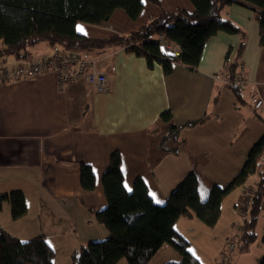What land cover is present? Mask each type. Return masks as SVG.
Here are the masks:
<instances>
[{"label": "crops", "instance_id": "crops-1", "mask_svg": "<svg viewBox=\"0 0 264 264\" xmlns=\"http://www.w3.org/2000/svg\"><path fill=\"white\" fill-rule=\"evenodd\" d=\"M143 5L136 20L119 9L101 25L78 22L77 32L94 40L127 39L163 12H195L191 0H159V4L143 0ZM221 15L241 33L220 32L210 38L195 69L174 63L166 75L161 64L149 66L127 45L107 46L86 52L109 79L105 93L82 81L61 88L52 73L0 86V195L21 191L28 207L27 215L15 221L5 203L0 227L22 241L44 235L55 252L54 264H72L82 245L110 236L96 214L107 206L102 179L114 152L121 156L127 191L140 177L158 205H164L191 172L199 177L202 201L214 185L227 187L264 136V107L255 109L248 87L235 92L214 75L223 72L227 59L238 56L246 79L257 83L264 100V45L251 7L233 4ZM4 48L0 40V70L68 51L46 41L19 55L4 53ZM165 111L171 112V124L179 129L173 142L176 152L161 147L169 126L161 119ZM82 162L95 174L93 191L81 186ZM245 188L246 183L224 198L214 227L196 217L183 216L176 222L175 230L201 264H218L231 240L238 245L231 264H259L264 256V230L262 235L258 232L264 206L255 227L256 240L242 249L245 223L238 207ZM180 260L173 246L164 244L148 264Z\"/></svg>", "mask_w": 264, "mask_h": 264}, {"label": "trees", "instance_id": "trees-1", "mask_svg": "<svg viewBox=\"0 0 264 264\" xmlns=\"http://www.w3.org/2000/svg\"><path fill=\"white\" fill-rule=\"evenodd\" d=\"M149 1L159 4V0ZM191 2L195 6L194 13L182 9L163 12L127 39L111 37L94 40L77 32L78 22L101 25L108 22L119 9L136 20L143 10V0H0V40L5 46L4 53L19 55L27 47L46 41L88 58H91L86 53L89 50L127 45L136 55L145 57L149 66L157 62L163 66L165 74L170 75L174 63L197 68L206 42L218 33H241L238 27L221 15L224 7L241 4L257 13L261 44L264 45V0ZM160 35H164L170 43L178 44L181 54L164 55L158 42ZM243 46L244 43L239 53ZM227 64L230 65L233 79L238 74L240 58L236 56L233 61L227 59ZM228 86L238 92L233 84ZM161 119L169 124L161 147L163 151L176 152L173 142L178 139L179 129L171 124L170 111L163 112ZM168 145L172 147L168 148ZM263 157L264 136L254 144L243 168L227 187L214 185L208 198L202 201L199 177L191 172L172 191L166 203L158 205L140 177L135 180L133 190L127 191L121 170V156L119 152L112 153L102 179L107 206L96 214L98 222L108 229L110 236L82 245L73 254L72 264H118L125 259L128 264H148L164 244H170L181 255L179 262L165 264H201L189 251V243L175 230L176 222L186 216L196 217L209 227L216 226L224 198L256 174ZM80 174L82 188L93 191L96 181L91 165L82 162ZM262 177L260 175V184ZM5 203L11 206L13 220L27 215L28 207L23 192L0 195V212ZM263 205L264 189H261L254 200L250 220L244 225L243 250L256 240L255 227ZM54 259L55 252L44 235L22 241L0 227V264H54ZM259 264H264V256Z\"/></svg>", "mask_w": 264, "mask_h": 264}, {"label": "built area", "instance_id": "built-area-1", "mask_svg": "<svg viewBox=\"0 0 264 264\" xmlns=\"http://www.w3.org/2000/svg\"><path fill=\"white\" fill-rule=\"evenodd\" d=\"M158 42L164 55L169 57L181 54V47L178 44L170 43L164 35L159 36ZM131 45L133 44L131 43ZM95 62L92 58H88L76 51L55 52L30 64H20L0 70V86L32 79L41 74L52 73L61 88H64L69 83L82 81L91 85L96 92L105 93L109 90V79L104 72L96 69ZM214 78L228 85L233 84L239 89L248 87L255 109L264 107V100L261 97L257 83L249 82L240 66L238 74L233 79L231 78L230 65L228 64L225 65L223 72L214 75ZM262 176L261 184L258 182L245 189L240 207H238L244 223L250 220L254 200L261 189H264V174ZM237 246V243L231 240L223 250L219 264H231L232 254Z\"/></svg>", "mask_w": 264, "mask_h": 264}, {"label": "rangeland", "instance_id": "rangeland-1", "mask_svg": "<svg viewBox=\"0 0 264 264\" xmlns=\"http://www.w3.org/2000/svg\"><path fill=\"white\" fill-rule=\"evenodd\" d=\"M246 163V162H245ZM258 170H259V173H256L252 176H250L246 182V185H247V188L251 185L252 186V183H255L257 181L258 178H260V175H262V173L264 174V159L261 160L259 162V167H258ZM250 186V187H251ZM246 189V188H245ZM263 217V215L261 216V218ZM262 224L261 226L258 227V232L260 235H262V231L264 230V220H262ZM62 259L61 257L58 258V261ZM236 260V257L234 258V261ZM66 261V260H65ZM58 264H60L58 262ZM219 264V263H218Z\"/></svg>", "mask_w": 264, "mask_h": 264}]
</instances>
